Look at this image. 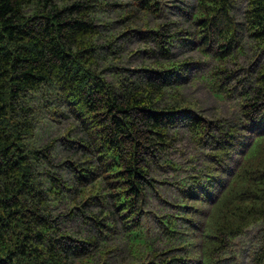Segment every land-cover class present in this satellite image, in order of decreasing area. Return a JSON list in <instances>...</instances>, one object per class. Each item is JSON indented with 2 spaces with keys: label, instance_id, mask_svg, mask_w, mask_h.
Returning a JSON list of instances; mask_svg holds the SVG:
<instances>
[{
  "label": "trees",
  "instance_id": "1",
  "mask_svg": "<svg viewBox=\"0 0 264 264\" xmlns=\"http://www.w3.org/2000/svg\"><path fill=\"white\" fill-rule=\"evenodd\" d=\"M129 1L0 0V264H111L122 248L127 264H241L236 239L264 225V0H197L181 8L189 29L170 20L141 27L155 65L112 83L98 68L99 11L164 16L163 0ZM244 36L255 55L240 77L228 63L238 64ZM179 41L217 61V92L242 89L232 120L209 119L180 99L201 60L174 59ZM38 93L81 129L68 140L81 157L58 164L72 171L71 182L47 151L30 146L37 110L29 98ZM181 127L201 164L176 182L172 212L149 211L148 188L157 190L151 165ZM61 199L93 222L88 234L61 231L52 211ZM89 204L100 210L89 212ZM149 213L163 250L149 236ZM252 264H264V245Z\"/></svg>",
  "mask_w": 264,
  "mask_h": 264
},
{
  "label": "rangeland",
  "instance_id": "2",
  "mask_svg": "<svg viewBox=\"0 0 264 264\" xmlns=\"http://www.w3.org/2000/svg\"><path fill=\"white\" fill-rule=\"evenodd\" d=\"M106 1L123 2V0ZM126 1L130 2L129 0H124V2ZM163 2L165 3L164 16L160 18L154 15H144L143 13H137L128 18L125 14L126 10L119 6L99 11L97 21L101 30L99 40L101 48L98 68L108 81L115 83L129 73L135 76L134 69L136 68L144 65H155L157 55L143 51L146 43L137 32L141 27H155L160 22L170 20L175 24L187 27V29L190 28V23L181 8H190V6L197 3V0H163ZM127 28L131 30L129 29L128 33H124L123 31ZM180 41L174 47V59H187L190 56H194L201 60V64L197 65V68L193 70L195 79L187 82L179 91L180 99L192 105L198 113L209 119H220L225 122L232 120L235 114L238 113L244 97L240 93L242 89H236L235 93L233 92L230 96L217 92L211 83V77L215 72L217 61L203 57L197 50L183 45ZM242 43L244 46L242 51L238 53V64L236 65L235 62L228 63L229 69L238 70L237 73L240 77L247 72V68L255 55V50L252 48V43L247 36L243 37ZM234 83L235 81H232V84ZM171 93L174 95V92ZM168 99L172 101L171 98ZM29 101L37 110L34 118L36 133L30 141L31 148L47 151L52 160L50 165L55 170L60 171L65 180L71 182L72 171L58 166V164H64L63 162L67 159L75 160L81 157L79 151L76 148H72L71 143L68 141L69 139L74 140L78 136H82L78 122L69 115H61L58 112H54V101L49 100L42 93L31 95ZM201 158L200 148L190 134L181 127L173 141V145L161 155L159 163L151 165V175L155 177L157 190L151 187L148 188L149 196L146 209L159 214L172 212L173 206L171 203L176 201L180 193L176 182L188 178L196 170L195 168L200 166ZM46 177L47 174L43 173L39 176V179L45 180ZM69 201L61 199L53 204V214L54 216H59V225L62 232L66 231L74 236H85L90 231L93 222L83 217L79 209L72 210L71 204L68 203ZM86 208L89 212H98L100 210L98 206L93 204L87 205ZM145 223L148 226L152 242L156 244V248L163 250L165 245L157 239L159 236L156 216L153 213H149ZM263 245L264 225L258 223L251 226L244 235L236 239L234 249L241 264H252V252ZM120 251L112 253L111 264H127L130 261L127 251L124 248ZM77 264L83 263L78 262Z\"/></svg>",
  "mask_w": 264,
  "mask_h": 264
}]
</instances>
